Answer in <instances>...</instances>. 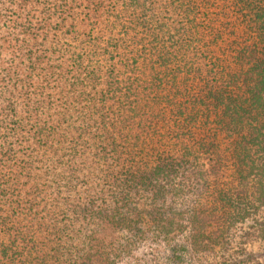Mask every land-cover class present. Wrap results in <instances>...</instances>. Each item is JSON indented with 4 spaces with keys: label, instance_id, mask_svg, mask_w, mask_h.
<instances>
[{
    "label": "trees",
    "instance_id": "16d2710c",
    "mask_svg": "<svg viewBox=\"0 0 264 264\" xmlns=\"http://www.w3.org/2000/svg\"><path fill=\"white\" fill-rule=\"evenodd\" d=\"M264 240V0H0V264H250Z\"/></svg>",
    "mask_w": 264,
    "mask_h": 264
},
{
    "label": "rangeland",
    "instance_id": "374dc122",
    "mask_svg": "<svg viewBox=\"0 0 264 264\" xmlns=\"http://www.w3.org/2000/svg\"><path fill=\"white\" fill-rule=\"evenodd\" d=\"M247 251L251 255L250 264H264V240L256 237L247 245Z\"/></svg>",
    "mask_w": 264,
    "mask_h": 264
}]
</instances>
